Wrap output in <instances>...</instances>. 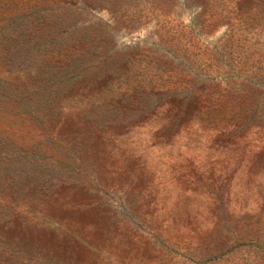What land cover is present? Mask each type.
<instances>
[{
  "label": "rangeland",
  "instance_id": "obj_1",
  "mask_svg": "<svg viewBox=\"0 0 264 264\" xmlns=\"http://www.w3.org/2000/svg\"><path fill=\"white\" fill-rule=\"evenodd\" d=\"M109 6L0 0V264H264V0Z\"/></svg>",
  "mask_w": 264,
  "mask_h": 264
},
{
  "label": "trees",
  "instance_id": "obj_2",
  "mask_svg": "<svg viewBox=\"0 0 264 264\" xmlns=\"http://www.w3.org/2000/svg\"><path fill=\"white\" fill-rule=\"evenodd\" d=\"M116 0H89L90 3H93L94 5L99 6H106L110 7L109 4L115 3Z\"/></svg>",
  "mask_w": 264,
  "mask_h": 264
}]
</instances>
